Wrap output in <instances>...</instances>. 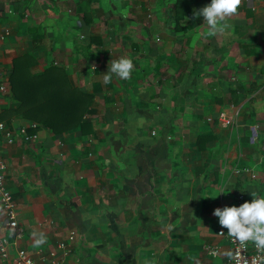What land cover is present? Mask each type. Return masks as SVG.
<instances>
[{
  "label": "crops",
  "instance_id": "1",
  "mask_svg": "<svg viewBox=\"0 0 264 264\" xmlns=\"http://www.w3.org/2000/svg\"><path fill=\"white\" fill-rule=\"evenodd\" d=\"M46 1L0 0V68L10 80L16 62L31 76L60 61L74 86L94 93V102L84 124L62 133L37 121L32 127V119L17 114L0 120L14 130L26 126L37 133L30 140H1L24 228L20 246L36 258L46 255L48 263L55 250L63 264H232L225 255L230 241L219 234L227 228L213 209L239 205L240 193L248 201L251 191L264 196V0H240L237 12L226 17L224 32L211 31L194 15L209 0H160L159 22L132 15V36L125 41L129 56L119 40L111 39L108 46L101 30L88 36L87 15L95 11L99 17L92 8L99 0H48L56 18L64 8L78 18L64 28L62 15L59 22L54 19L56 31L45 43L37 31L45 28L37 21L46 24L39 19ZM120 57L132 59L131 78L113 76L101 87L105 64ZM94 59L103 62L92 65ZM10 94L2 98L0 111L19 105ZM149 125L156 128L155 136L148 133ZM175 127L180 134L170 141ZM171 149L183 153L187 170L200 177H194L197 186L180 180L170 188L163 180L169 166L185 177L167 162ZM172 204L184 210L173 212ZM188 217L194 219L191 224H185ZM156 220L166 221L167 229L148 237V224ZM6 221L0 202V237ZM41 237L44 242L38 244ZM60 242H68L70 250ZM207 244L219 245L220 254L210 255Z\"/></svg>",
  "mask_w": 264,
  "mask_h": 264
},
{
  "label": "rangeland",
  "instance_id": "2",
  "mask_svg": "<svg viewBox=\"0 0 264 264\" xmlns=\"http://www.w3.org/2000/svg\"><path fill=\"white\" fill-rule=\"evenodd\" d=\"M140 1L141 0H99L98 6L97 7L95 6L96 8L92 7V8H94L93 10H95V9L97 10L99 17H97L95 11H91V13H89L87 15V21L89 22V20H91V23L94 22V24L88 23L92 27L91 30H89L88 36H91V32L93 34H95V33L99 32V30H101L103 32L104 37L107 39L108 43L110 42L111 39H113V40L116 39L117 41L119 40L121 43H123V45H121L120 48L123 51V54L125 53L127 56H129L130 53L128 51L130 50V48H128L129 46L128 47L126 46L125 41L127 42L128 38L132 36V32L130 30V28H131L130 27V19L132 20V15L136 16L137 19L142 21V22H145V21L159 22L161 19L160 0H142V1L148 2L147 6H144L143 10H141V7H139ZM46 2L48 4H47V7L45 6V9H46L45 13L41 14V16L39 17L40 20L44 19V22L46 24L41 23V21L40 22L37 21L38 22L37 24H39V25L41 24L40 27L45 28V32L42 31V28H38L37 31L39 33L43 34L42 38L44 39V42L48 44L49 41H52L51 34L53 33V31H56V29L54 28V24H55L53 21L54 19L57 20V18H60L62 15V18L65 19V21H61L62 26L64 28L65 24L69 25L68 22H72L73 19L76 20L78 17L76 14H74L73 11L70 12V11L66 10L65 8L63 10L62 6H60V9H62L63 11L60 12L58 14L59 16L56 18L55 15H57V14L55 13L56 12L55 7L54 6L51 7L52 2L48 1V0ZM54 2H55V0H54ZM145 2H144V5H145ZM57 6H59V5H57ZM53 13H55V14H53ZM50 22H53V26L50 24ZM48 27H49V30H48ZM50 28H52V29H50ZM65 30H66V28H65ZM109 45H111V44L109 43L108 46ZM68 54L69 53H67V56L65 58L63 55L64 60L69 61L71 59V56ZM109 55H110L109 58H111V53ZM58 59H59V57H56L55 60L58 61ZM101 61L103 62L102 59H99V60L94 59V60H92V65L93 64L98 65V63ZM105 61H107V60L105 59ZM54 63H55V65H60L59 64L60 61L59 62L54 61ZM105 66L107 68L105 67L106 70L103 71L104 75H105V73L108 74V67H110V64H105ZM71 67L74 69V71L78 72V70L75 69L74 62L72 63ZM96 67L94 66L93 70H97V69H95ZM79 70L81 71L84 69H79ZM97 73H98V71H94L92 74H97ZM98 82L101 84L103 81H101V79H100ZM104 86H106V84L103 83V86H101V87H104ZM9 93L10 92H7L6 94H9ZM219 114H220V112L217 114L218 117H220ZM173 116L175 117V115H173ZM170 119H171V117H170ZM238 123H239V121L237 122L236 125H234V124L230 125V128H232V130H234L235 128H237ZM151 126L149 125L150 128H148V133H150V135H152V136H155V134L157 132L156 128H154L153 126L151 127ZM178 128H180V127H175V128L170 129V131H169L170 141H172V139H175V137L180 134V133H178L179 132ZM185 146H186L185 144H180L181 148H185ZM170 152L172 153V155L170 153V157H169L167 162L169 164H172V166L174 168H177L178 170H182L185 173V177H183L180 173L177 174L175 172V169H173L174 170L173 171L172 168L169 166L168 171H167L166 175L164 176L163 180H166L171 184L170 188L177 187V182L180 180H183L185 185H190V186L193 185L192 183L194 182V177H196V179L199 181L200 177L198 178L197 176H194V174L191 170H187L190 167L188 166V163L186 164L187 160L184 159V157L183 158L181 157V155H183V153H176L177 152L176 149H171ZM183 152H187V149L185 148ZM156 166L157 165H155L154 167H156ZM186 171H188V172H186ZM154 172L155 173H153V175L158 178L160 176V173H158V171H155V169H154ZM193 186H197V184H195ZM171 192H172V189H170V193ZM172 196H173V198H175V195H172ZM160 207L157 206V208H160ZM178 207L181 210V206H178ZM178 207L176 206V204H172V206L171 205L168 206L169 210H171L173 212H177ZM182 210H184L183 206H182ZM182 215H183L184 219L187 218L186 215H184L183 213H182ZM188 218H191V217H188ZM192 220H194V219L191 218V221L189 219V222L185 221V224H191ZM165 222L166 221L156 220V222L154 221V224L152 226H151V224H148V227H147L148 237H150V233H152L154 235H159L160 233H162L163 230H166L167 228L165 226ZM175 222H176L175 220L174 221L171 220V224H173ZM142 223L144 224V221H142ZM145 226H147V225H145ZM170 229H171V226H170Z\"/></svg>",
  "mask_w": 264,
  "mask_h": 264
},
{
  "label": "trees",
  "instance_id": "3",
  "mask_svg": "<svg viewBox=\"0 0 264 264\" xmlns=\"http://www.w3.org/2000/svg\"><path fill=\"white\" fill-rule=\"evenodd\" d=\"M23 66L15 63L11 74V96L20 99L16 107L0 111V120L10 114L32 119L62 133L84 124L85 112L94 102V93L73 85L62 65H51L40 74L24 75Z\"/></svg>",
  "mask_w": 264,
  "mask_h": 264
},
{
  "label": "built area",
  "instance_id": "4",
  "mask_svg": "<svg viewBox=\"0 0 264 264\" xmlns=\"http://www.w3.org/2000/svg\"><path fill=\"white\" fill-rule=\"evenodd\" d=\"M8 34V32H6ZM10 90V80L8 75L0 68V103L2 98ZM221 119L229 124L233 123L232 117L222 115ZM32 127H38V123H31ZM26 126L19 127L14 130L8 127L4 121L0 122V202L7 214L6 230L0 237V264H6L8 261H14L16 264H63L58 258L57 252L52 250L50 262H47V256L42 255L36 258L32 253L23 246H20V239L23 238L24 228L20 225L17 217L15 197L8 185V163L2 152V138H6L8 142H14L18 136L23 140H30L37 137V133H29ZM241 171V170H239ZM240 203L247 198L244 193L238 195ZM223 230V232H221ZM219 234L226 235L231 244V262L232 264H264V251L258 250L252 242L240 244L233 237H230L225 228L219 230ZM75 231L70 234V239H74ZM16 247V251L12 252V247ZM59 247L70 250L68 242H60ZM207 252L212 256L220 254V246L217 244H207ZM12 254V255H11Z\"/></svg>",
  "mask_w": 264,
  "mask_h": 264
},
{
  "label": "clouds",
  "instance_id": "5",
  "mask_svg": "<svg viewBox=\"0 0 264 264\" xmlns=\"http://www.w3.org/2000/svg\"><path fill=\"white\" fill-rule=\"evenodd\" d=\"M240 0H209L207 4L199 8L194 15L203 18V22L209 26L211 31L224 32L228 25L226 17L235 14L238 10ZM133 61L129 57H120L111 61L108 74L103 77L104 84H110L113 76L120 79L131 78ZM228 191L220 190L219 193ZM253 199L245 200L239 205H224L213 209V215L217 216L221 226L227 228V233L240 244L252 242L260 251H264V196L252 192ZM223 232V230L221 231ZM38 244L43 243V237L37 239ZM229 258L232 252L225 253Z\"/></svg>",
  "mask_w": 264,
  "mask_h": 264
}]
</instances>
